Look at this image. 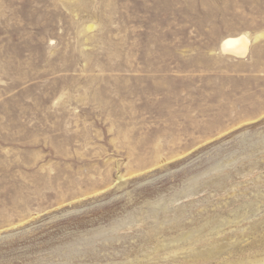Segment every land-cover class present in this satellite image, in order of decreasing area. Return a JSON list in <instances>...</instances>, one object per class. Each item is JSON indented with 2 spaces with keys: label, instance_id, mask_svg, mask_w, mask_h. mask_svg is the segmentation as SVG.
<instances>
[{
  "label": "rangeland",
  "instance_id": "obj_1",
  "mask_svg": "<svg viewBox=\"0 0 264 264\" xmlns=\"http://www.w3.org/2000/svg\"><path fill=\"white\" fill-rule=\"evenodd\" d=\"M0 264H264V0H0Z\"/></svg>",
  "mask_w": 264,
  "mask_h": 264
},
{
  "label": "bare ground",
  "instance_id": "obj_2",
  "mask_svg": "<svg viewBox=\"0 0 264 264\" xmlns=\"http://www.w3.org/2000/svg\"><path fill=\"white\" fill-rule=\"evenodd\" d=\"M255 40L256 38L251 40L246 35L228 37L221 42L219 49L221 50L220 52L224 54L231 55L237 58H242L247 54L249 46Z\"/></svg>",
  "mask_w": 264,
  "mask_h": 264
}]
</instances>
